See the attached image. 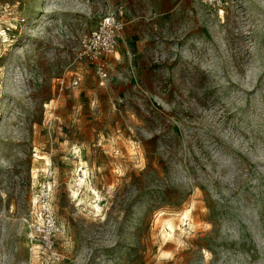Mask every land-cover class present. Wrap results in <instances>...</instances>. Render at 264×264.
I'll return each mask as SVG.
<instances>
[{
    "label": "rangeland",
    "instance_id": "1",
    "mask_svg": "<svg viewBox=\"0 0 264 264\" xmlns=\"http://www.w3.org/2000/svg\"><path fill=\"white\" fill-rule=\"evenodd\" d=\"M0 32V264H264V0H0Z\"/></svg>",
    "mask_w": 264,
    "mask_h": 264
},
{
    "label": "built area",
    "instance_id": "2",
    "mask_svg": "<svg viewBox=\"0 0 264 264\" xmlns=\"http://www.w3.org/2000/svg\"><path fill=\"white\" fill-rule=\"evenodd\" d=\"M199 1L221 15L228 6V0ZM123 27L122 20L113 14H105L100 17L95 26L81 38L76 59L90 63L100 79H104L107 75V57L115 53Z\"/></svg>",
    "mask_w": 264,
    "mask_h": 264
},
{
    "label": "bare ground",
    "instance_id": "3",
    "mask_svg": "<svg viewBox=\"0 0 264 264\" xmlns=\"http://www.w3.org/2000/svg\"><path fill=\"white\" fill-rule=\"evenodd\" d=\"M0 33L4 34L3 32H0ZM3 36L5 37V35H3ZM37 158H40V157L37 156ZM168 227L171 229V226L170 225Z\"/></svg>",
    "mask_w": 264,
    "mask_h": 264
}]
</instances>
